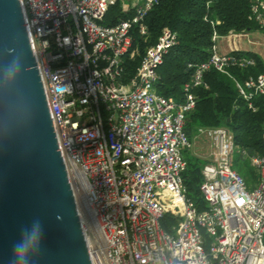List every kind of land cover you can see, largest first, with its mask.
<instances>
[{
	"label": "built area",
	"instance_id": "1",
	"mask_svg": "<svg viewBox=\"0 0 264 264\" xmlns=\"http://www.w3.org/2000/svg\"><path fill=\"white\" fill-rule=\"evenodd\" d=\"M20 2L93 264H264V155L241 149L227 127H200L195 138L213 149L200 188L208 209L198 210L183 177L184 150L193 146L185 120L194 89L208 87L206 73L232 78L254 112L264 96V71L244 79L232 72L256 65L238 44L246 33H215L209 59L189 64L193 75L178 101L156 90L177 41L170 29L133 77L124 74V57L135 54L132 30L147 35L145 18L159 0ZM118 2L128 17L105 25ZM249 18L264 29V0H252ZM236 153L258 172L255 188L233 169ZM168 213L178 219L171 231L162 224Z\"/></svg>",
	"mask_w": 264,
	"mask_h": 264
},
{
	"label": "water",
	"instance_id": "2",
	"mask_svg": "<svg viewBox=\"0 0 264 264\" xmlns=\"http://www.w3.org/2000/svg\"><path fill=\"white\" fill-rule=\"evenodd\" d=\"M93 264L20 0H0V264Z\"/></svg>",
	"mask_w": 264,
	"mask_h": 264
},
{
	"label": "trees",
	"instance_id": "3",
	"mask_svg": "<svg viewBox=\"0 0 264 264\" xmlns=\"http://www.w3.org/2000/svg\"><path fill=\"white\" fill-rule=\"evenodd\" d=\"M252 0H159L147 14L145 25L147 35L143 36L138 27L132 30L135 54H127L123 59L125 77L135 75L146 50L157 43L163 29L168 28L177 34V41L164 55L158 68L160 79L156 83L159 94L183 99L184 85L193 75L191 63H201L209 59L214 45L213 35L248 33L260 30L249 18ZM128 15L122 13L121 4L111 6L103 23L113 25ZM264 30V29H263ZM247 56L256 59V65L246 69L233 68L239 78L256 76L264 71V58L252 51H245ZM208 87L194 89L196 107L186 116L184 130L191 142L200 127H227L233 135L236 145L246 150L249 155H264L262 139L264 122V96L257 98V111L249 108L238 93L232 78L216 70L205 75ZM187 168L183 173L187 195L195 202L199 211L208 209V204L201 193L205 178L203 167L207 159L194 155L190 149L184 150ZM233 169L253 189L259 182V174L250 164L249 159L236 153ZM178 219L172 213L166 214L162 224L171 231Z\"/></svg>",
	"mask_w": 264,
	"mask_h": 264
},
{
	"label": "rangeland",
	"instance_id": "4",
	"mask_svg": "<svg viewBox=\"0 0 264 264\" xmlns=\"http://www.w3.org/2000/svg\"><path fill=\"white\" fill-rule=\"evenodd\" d=\"M118 3L121 4V2ZM238 41L239 46L245 51H252L264 56V30L249 31ZM218 45L220 51L227 52L230 50V46L226 39H219ZM190 151L194 155L208 160L211 157L213 149L205 138H194L193 146L190 148ZM80 208L83 210V207Z\"/></svg>",
	"mask_w": 264,
	"mask_h": 264
},
{
	"label": "clouds",
	"instance_id": "5",
	"mask_svg": "<svg viewBox=\"0 0 264 264\" xmlns=\"http://www.w3.org/2000/svg\"><path fill=\"white\" fill-rule=\"evenodd\" d=\"M42 239V233L39 230L38 226H35L31 233V238L27 244L19 243L13 246V264L15 261H24L26 260L28 253L34 249L38 248L40 240Z\"/></svg>",
	"mask_w": 264,
	"mask_h": 264
},
{
	"label": "crops",
	"instance_id": "6",
	"mask_svg": "<svg viewBox=\"0 0 264 264\" xmlns=\"http://www.w3.org/2000/svg\"><path fill=\"white\" fill-rule=\"evenodd\" d=\"M264 58V56H262Z\"/></svg>",
	"mask_w": 264,
	"mask_h": 264
}]
</instances>
